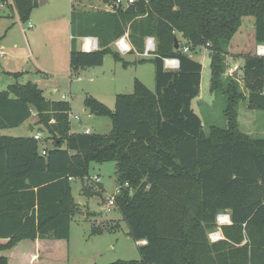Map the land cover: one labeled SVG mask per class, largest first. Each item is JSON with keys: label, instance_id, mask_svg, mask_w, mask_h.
<instances>
[{"label": "trees", "instance_id": "trees-1", "mask_svg": "<svg viewBox=\"0 0 264 264\" xmlns=\"http://www.w3.org/2000/svg\"><path fill=\"white\" fill-rule=\"evenodd\" d=\"M36 4L10 0L7 6L24 22ZM247 16L254 19L255 44H264V0H135L113 10H71L70 74L99 66L110 54L123 67L151 62L155 90L134 78L132 92L117 93L112 109L85 96L89 113L109 117L112 125L108 133H85L70 131V103L46 99L35 83L0 89V130L34 113L32 126L47 133L38 140L33 133L0 134V264H43L68 241L78 211L71 181L86 176L90 162H114L120 190L113 206L131 238L145 241L137 244L138 259L103 264H264V138L239 130L238 102L246 96L226 74L230 40ZM125 32L130 53H143L145 38L153 37L152 56L124 60L111 44ZM177 35L190 43L188 52L179 41L174 49ZM75 36L95 37L97 48L77 49ZM201 46L209 52V91L221 97L225 117L224 125L209 123L207 131L191 106L202 65L188 53ZM241 56L243 88L264 92V55L247 50ZM165 57L178 58V68L166 70ZM81 191L94 195L84 183ZM219 213L231 222L220 226L223 238L210 242ZM26 240L31 245L20 249Z\"/></svg>", "mask_w": 264, "mask_h": 264}, {"label": "rangeland", "instance_id": "rangeland-1", "mask_svg": "<svg viewBox=\"0 0 264 264\" xmlns=\"http://www.w3.org/2000/svg\"><path fill=\"white\" fill-rule=\"evenodd\" d=\"M9 1H5L4 6L0 7V89L14 81L33 82L42 90L46 99L66 100L70 103V113L79 117V121L70 118L71 132H84L87 127L90 133H108L112 125L109 117L89 113L83 102L85 96L91 95L112 109L117 93L132 92L134 78L139 79L149 90H155L154 66L151 62L131 63L123 67L110 54L104 56L101 65L85 67L78 73L70 74V12L72 9L107 10L103 0H36L37 4L32 7L24 22L19 20L15 11L8 9ZM3 9L8 14H4ZM253 34V17H244L228 46L230 56H227L226 74L236 77L246 96L238 102L239 130L250 137L264 138V107L249 106L247 92L242 86L241 67L244 59L241 55L247 50L255 52L257 44ZM82 38L75 36L74 44L77 49H81ZM177 39L180 45H190L180 39L179 35ZM111 47L113 48V44ZM188 54L202 65L199 96L192 100V109L201 118L205 131L209 123L224 125L223 101L221 97L215 99L208 88V50L201 46ZM236 54L238 56L234 57ZM120 55L128 62L152 56L151 53L143 55L136 51ZM6 71L22 72V75L14 78ZM35 121V114L32 113L20 126L2 129L0 134H32L29 124ZM35 128L41 137L46 136V131L39 125H35ZM44 146H50V142L47 141ZM95 175L98 176V181L92 179ZM83 183L94 195L82 193ZM97 183L101 185L102 191ZM116 188L114 162H90L87 175L71 181V195L78 211L72 216L69 239L60 244L62 247L52 251L43 264H103L118 259L139 258L137 243L128 234L121 214L114 206L106 205ZM95 192H101L100 196ZM217 229L216 227L214 230ZM19 244L20 249L31 245L27 240Z\"/></svg>", "mask_w": 264, "mask_h": 264}, {"label": "built area", "instance_id": "built-area-1", "mask_svg": "<svg viewBox=\"0 0 264 264\" xmlns=\"http://www.w3.org/2000/svg\"><path fill=\"white\" fill-rule=\"evenodd\" d=\"M135 0H112L111 4H107V10H113L119 6H127L131 3H133ZM5 1H1L0 0V7L4 6ZM29 26H31V24H28ZM88 38H90V40H87ZM89 41V42H88ZM93 42V43H92ZM89 43V46L87 45ZM190 45L189 44H183L181 47V51L183 52H188ZM81 48L84 49L85 51H90L93 49L97 48V39L95 37H83L82 38V42H81ZM113 48L114 50H116L119 54H126L129 53L132 50V46L129 42L128 39V33L125 32L123 35H121L120 37H118L114 42H113ZM155 48V40L153 37L151 36H147L144 40V51H143V55H150V52H152ZM255 53L257 55H264V44H257L255 46ZM179 65V60L176 57H165L163 58V66L166 70H176L178 68ZM69 120L70 118H73L75 120H79V117L77 115H72L69 112ZM85 133H90L88 128L84 129ZM33 137L35 139H40L41 138V134L39 132H33ZM42 154H45V150L41 151ZM93 180L98 181L99 178L97 175H95L93 178ZM126 185V184H125ZM119 186H117L115 194L113 196H109V198L107 199V206H113L114 205V196L119 193ZM230 218H229V214L228 213H219L216 216V227L218 228L217 230L211 231L208 233V238L211 242H215L219 239H221V231H220V226L224 225V224H230Z\"/></svg>", "mask_w": 264, "mask_h": 264}, {"label": "water", "instance_id": "water-1", "mask_svg": "<svg viewBox=\"0 0 264 264\" xmlns=\"http://www.w3.org/2000/svg\"><path fill=\"white\" fill-rule=\"evenodd\" d=\"M42 3V2H41ZM174 49H178V40L174 38ZM81 50H84L81 48ZM85 51V50H84ZM247 100L249 103L256 105L257 107H264V92H247ZM33 126L29 124L30 131H33Z\"/></svg>", "mask_w": 264, "mask_h": 264}, {"label": "crops", "instance_id": "crops-1", "mask_svg": "<svg viewBox=\"0 0 264 264\" xmlns=\"http://www.w3.org/2000/svg\"><path fill=\"white\" fill-rule=\"evenodd\" d=\"M8 7V6H7ZM8 9L10 10V7H8ZM4 11V14L6 13V14H8V12L6 11V9H3ZM10 14V13H9ZM113 44V43H112ZM69 49H70V47H69ZM192 57V56H191ZM6 72H8V71H6ZM199 96V95H198ZM198 96L196 97V98H198ZM195 99V98H194ZM193 99V100H194ZM79 121V120H78ZM31 125H32V123H30ZM34 128H33V132H36V128H35V126H33ZM85 128H87V127H85ZM145 241L144 240H140V241H137L136 243L137 244H141V243H144ZM36 254H35V251L33 252V255H31V257H33V256H35Z\"/></svg>", "mask_w": 264, "mask_h": 264}, {"label": "bare ground", "instance_id": "bare-ground-1", "mask_svg": "<svg viewBox=\"0 0 264 264\" xmlns=\"http://www.w3.org/2000/svg\"><path fill=\"white\" fill-rule=\"evenodd\" d=\"M87 40H90V38H88ZM89 42V41H88ZM93 43V42H92ZM89 46V43L87 44Z\"/></svg>", "mask_w": 264, "mask_h": 264}]
</instances>
